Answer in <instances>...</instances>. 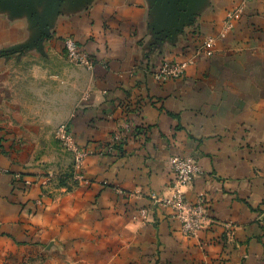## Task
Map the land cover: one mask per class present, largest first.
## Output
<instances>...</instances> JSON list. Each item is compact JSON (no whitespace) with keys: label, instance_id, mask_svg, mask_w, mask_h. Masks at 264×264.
<instances>
[{"label":"crops","instance_id":"1","mask_svg":"<svg viewBox=\"0 0 264 264\" xmlns=\"http://www.w3.org/2000/svg\"><path fill=\"white\" fill-rule=\"evenodd\" d=\"M52 2L0 0V114L13 55L60 62L71 36L87 63L55 75L73 78L65 142L83 154L52 183L28 162L34 133L0 120V264H264V0ZM164 59L184 73L156 80ZM175 154L201 167L182 187L208 201L192 235L162 202Z\"/></svg>","mask_w":264,"mask_h":264},{"label":"rangeland","instance_id":"2","mask_svg":"<svg viewBox=\"0 0 264 264\" xmlns=\"http://www.w3.org/2000/svg\"><path fill=\"white\" fill-rule=\"evenodd\" d=\"M66 38L74 41L77 54L86 57L84 49L71 36L62 39L63 58L60 62L58 54L55 53H53L55 58L50 61L45 55L44 46H40L36 52L30 51V54L22 51L13 55L14 61L10 66L9 78L12 89L5 94L9 107L7 106L0 114L1 125H5L6 134L19 132L24 135L27 129L34 133L33 145L29 143L27 147L28 151L33 153L28 157V162L38 167L41 175H45L52 183L74 180L76 167L75 148L66 143L69 141L61 137V132L62 129L65 131L67 129L65 120L73 111L78 93L72 84L73 78L69 76L70 74L63 78L67 79V86L63 87H60L58 75L55 74H58L60 64L64 63L65 67H70L83 63L74 55H70L64 47ZM27 54L30 58H27ZM0 140L6 139L0 135Z\"/></svg>","mask_w":264,"mask_h":264},{"label":"built area","instance_id":"3","mask_svg":"<svg viewBox=\"0 0 264 264\" xmlns=\"http://www.w3.org/2000/svg\"><path fill=\"white\" fill-rule=\"evenodd\" d=\"M237 11L228 13V19L238 16ZM209 42L206 41L203 51L211 53ZM64 47L70 55H74L81 63H87L86 57L83 54H77L76 45L70 38L64 40ZM188 61H173L164 59L159 68L154 72V78L160 82H165L180 77L187 66ZM61 137L68 140L69 136L64 129H62ZM75 148V147H74ZM76 163H79L82 158V151L75 148ZM170 171L174 176L173 188L174 194L163 200V204L171 208L173 215L181 224V230L187 234H196L202 230L209 219L207 213L208 201L203 194H198L194 201L186 198L182 187L192 182V180L201 171L198 161L190 155H171L168 159ZM155 198V196H153ZM229 226V225H228ZM227 226V227H228ZM230 228V227H229ZM231 233L227 234V237Z\"/></svg>","mask_w":264,"mask_h":264},{"label":"water","instance_id":"4","mask_svg":"<svg viewBox=\"0 0 264 264\" xmlns=\"http://www.w3.org/2000/svg\"><path fill=\"white\" fill-rule=\"evenodd\" d=\"M53 4H54V0H53V2H52L51 6H50V11H49V13H51V11H52V9H53ZM40 26L42 27V31H43V33L45 34V33H46V26L43 24V17H42V21L40 22Z\"/></svg>","mask_w":264,"mask_h":264}]
</instances>
